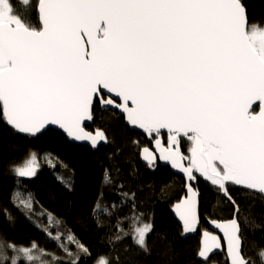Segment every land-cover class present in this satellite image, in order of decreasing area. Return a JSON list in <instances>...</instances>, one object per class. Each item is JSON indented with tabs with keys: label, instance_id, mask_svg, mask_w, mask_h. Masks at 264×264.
<instances>
[{
	"label": "snow or ice",
	"instance_id": "snow-or-ice-1",
	"mask_svg": "<svg viewBox=\"0 0 264 264\" xmlns=\"http://www.w3.org/2000/svg\"><path fill=\"white\" fill-rule=\"evenodd\" d=\"M34 9L36 20L26 23L12 0H0V120L22 136L35 139L48 126H58L70 139L105 141L103 132L85 131L96 104L114 105L132 126L159 136L167 130L175 150L161 147L159 159L182 169L188 195L174 205L183 232L196 230L199 193L192 187L198 173L232 205L230 219L217 224L225 244L203 233L197 255L202 264L214 250H226V264H256L245 252V231L231 187L264 195V23L252 22L243 0H18ZM117 101H119L117 103ZM257 108L259 109L257 111ZM191 142V156L179 151L181 138ZM159 144L160 141H157ZM51 154L45 159L54 169ZM188 159L187 166L181 161ZM142 160L155 170L157 156L144 148ZM16 176L35 178L40 165L28 149L22 164L10 162ZM57 180L65 187L68 182ZM102 185L112 187L111 204L103 191L94 202L92 216L104 227L102 211L116 234L109 242L129 235L123 223L131 221L133 243L144 252L151 222L135 226L138 214L134 192L123 191L105 168ZM119 197V200L115 199ZM11 202L27 218L33 194L11 193ZM127 205L129 213L119 215ZM9 222L13 217L3 210ZM47 216L49 225L53 214ZM151 220V217H150ZM247 223V217L244 218ZM64 253L58 256L31 240L27 245L0 238V264H78L89 248L73 235L72 253L57 232L32 221ZM258 227V226H257ZM70 231V230H69ZM11 253V255H9ZM259 264L264 247L257 246Z\"/></svg>",
	"mask_w": 264,
	"mask_h": 264
},
{
	"label": "trees",
	"instance_id": "trees-1",
	"mask_svg": "<svg viewBox=\"0 0 264 264\" xmlns=\"http://www.w3.org/2000/svg\"><path fill=\"white\" fill-rule=\"evenodd\" d=\"M12 3L26 23L36 20L34 9L22 7L18 0H12ZM243 3L252 22L264 23V0H243ZM87 128L99 130L106 137L96 149L74 144L54 129H48L43 135L30 139L15 133L0 120V238L7 237L10 241L25 245L35 240L41 247L63 257L64 253L57 243L50 242L33 225L32 221H37L50 227L53 235L59 232L63 237L60 243L67 245L72 253H77L78 249L67 239L69 235L89 248L90 255L82 256L78 264H202L197 255L199 230L193 235L184 236L170 211L172 202L184 195L183 179L166 166L157 163L153 170L140 159L141 148L150 147L151 138L155 135L128 128L120 114L100 109L98 104L93 110V122ZM162 138L166 143L165 138ZM181 140V152L189 157L190 141L183 137ZM28 149L37 153L40 165L35 178L20 181L25 194H33V208L28 212L32 221L11 202V193L17 185L10 162L22 164ZM45 152L51 154L54 169L43 159ZM105 168L116 178L117 186L123 185V191L135 193L138 214L143 213L134 222L135 226L140 227L147 222L153 224V230L146 236L147 253L133 243L132 229L129 227L131 221L123 223L129 235L122 240L109 242L116 234L112 227L116 216L109 219L101 211L100 219L105 226L100 228L93 219V205L101 191L109 204L114 199V189L104 187L101 183ZM194 174L198 176L195 186L200 193V228L206 226L205 218L208 217L231 218L234 211L231 203L210 181L198 173ZM57 175L63 177L70 188L60 183ZM231 191L239 205L241 224L246 235L245 252L259 264L257 246L264 247V196L236 185L231 187ZM115 199L119 200V197ZM121 207L123 210L119 215L129 213L127 205ZM4 209L13 217L12 222L4 216ZM45 211L53 214L51 225L47 216H41ZM245 217L247 223L244 222ZM211 262L226 264L225 255H213Z\"/></svg>",
	"mask_w": 264,
	"mask_h": 264
},
{
	"label": "water",
	"instance_id": "water-1",
	"mask_svg": "<svg viewBox=\"0 0 264 264\" xmlns=\"http://www.w3.org/2000/svg\"><path fill=\"white\" fill-rule=\"evenodd\" d=\"M119 101H117L118 103ZM99 105V104H98ZM100 109H103V110H111V111H115L117 112L118 114H120L122 117H123V121L124 123L128 126V128L132 129V130H138V131H145L144 129H140L138 126H132L130 125L127 121H126V118H125V114L123 113V111L121 109H118L116 108L114 105L112 106H108V107H104L102 108L100 105H99ZM259 109L257 108V111ZM93 122V119L92 120H86L83 122V127L85 129V131L89 132V133H92V134H95L96 131H94L93 129H89L87 128L88 126H90ZM10 127V126H9ZM11 128V127H10ZM12 129V128H11ZM48 129H54V130H58L60 131L68 141L74 143V144H78V145H84V146H88L90 147L91 149H96L97 147H99V145L103 144L104 141H100L98 142V144L96 146H92L91 145V142L90 141H76L74 139H70L66 133L60 129L58 126H48ZM161 132H167V130H162ZM157 141H160V143L158 144ZM151 146L152 147H143L141 148L140 150V159L142 162L146 163L145 161L142 160V154H143V149L144 148H147L149 149L150 152H152L154 155L157 156V163L159 165H162V166H166L169 168V170L171 172H173L174 174H176L177 176L181 177L183 179V182H184V195L177 201H174L171 206H170V211L172 213V215L174 216L175 220L177 221V223L179 224V226L181 227L182 229V233L184 236H187V235H193L195 233H197V231L199 230L200 232V238H199V246H198V251L201 250L202 248V242H203V233L204 232H208V233H211L212 235H216V236H219L221 238V244L224 245L225 244V240H224V237H223V232H222V229L218 228L217 227V224L219 223H223L225 221H227L228 219H218V218H205V222H206V226L204 228H200V224H201V221H200V216H199V221H198V225H197V228L196 230L192 231V232H188V233H184L183 232V223L182 221L179 220L178 218V215L177 213L175 212V208H174V205L177 204V203H180L181 200L183 198H185L188 193L186 191V184L189 183V181L187 180V177H186V174L183 173L182 169H178V168H174L172 165H171V162L168 161V162H164V161H161L159 159L160 155H161V147L163 148H169L171 150H175L176 146L173 145L172 143L166 145L164 142H163V139L160 137V136H155L152 141H151ZM179 151L180 153L182 154L181 152V147H180V144H179ZM183 155V154H182ZM185 157V155H183ZM181 163L184 165V166H187V160L184 159L181 161ZM192 187L194 189H196L198 191V189L196 188L195 186V182H192ZM241 187V186H239ZM255 192V191H254ZM199 193V191H198ZM258 193V192H257ZM264 196V195H263ZM200 193H199V196H198V207H197V211H198V215H199V204H200ZM230 219V218H229ZM212 221H216L217 224H213ZM219 253H223L225 255V258L227 260V253H226V250H214L213 253L210 254L209 258L207 259L208 261V264H218L216 262H211V258L213 255H216V254H219ZM200 260H203V258H200L198 257Z\"/></svg>",
	"mask_w": 264,
	"mask_h": 264
},
{
	"label": "rangeland",
	"instance_id": "rangeland-1",
	"mask_svg": "<svg viewBox=\"0 0 264 264\" xmlns=\"http://www.w3.org/2000/svg\"><path fill=\"white\" fill-rule=\"evenodd\" d=\"M162 133H164V132H161L159 136H161ZM164 135H165V134H164ZM168 135H169V134H168ZM155 136H156V135H155ZM162 137H164V136H162ZM164 138H165V140L168 141V144L171 143V142H170V139H169V136H165ZM181 141H183V140H180V143H181ZM186 141H187V140H186ZM186 141H185V142H186ZM187 142H188V141H187ZM188 143H189V142H188ZM190 144H191V142H190ZM191 147H192V144H191ZM191 147H190V149H191ZM190 149H189V150H190ZM190 156H191V152H189V157H190ZM185 157L188 158L187 156H185ZM186 160H187V163H188V162H189L188 159H186ZM15 190H16V191H19V192L21 193V195H22L23 198H26V197H27V195L25 194V191H24V189L22 188L21 185H20L19 187H16ZM143 224H144V223H142L140 226H142Z\"/></svg>",
	"mask_w": 264,
	"mask_h": 264
},
{
	"label": "flooded vegetation",
	"instance_id": "flooded-vegetation-1",
	"mask_svg": "<svg viewBox=\"0 0 264 264\" xmlns=\"http://www.w3.org/2000/svg\"><path fill=\"white\" fill-rule=\"evenodd\" d=\"M164 134H165L164 137H165V136H169V135H168V132H164ZM162 135H163V134H161V136H160L161 138H162ZM154 137H155V136H154ZM152 139H153V137L151 138V141H152ZM162 139H163V138H162ZM166 141H167V140H166ZM165 144L168 145V141H167ZM150 147H152V146L150 145ZM204 227H205V226H204ZM204 227H203V228H204Z\"/></svg>",
	"mask_w": 264,
	"mask_h": 264
},
{
	"label": "bare ground",
	"instance_id": "bare-ground-1",
	"mask_svg": "<svg viewBox=\"0 0 264 264\" xmlns=\"http://www.w3.org/2000/svg\"><path fill=\"white\" fill-rule=\"evenodd\" d=\"M173 203V202H172ZM171 206V205H170Z\"/></svg>",
	"mask_w": 264,
	"mask_h": 264
}]
</instances>
